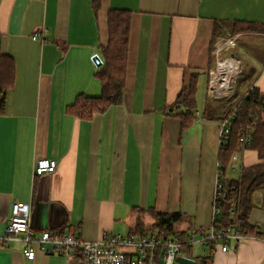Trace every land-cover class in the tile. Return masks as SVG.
I'll return each mask as SVG.
<instances>
[{
	"label": "crops",
	"instance_id": "crops-1",
	"mask_svg": "<svg viewBox=\"0 0 264 264\" xmlns=\"http://www.w3.org/2000/svg\"><path fill=\"white\" fill-rule=\"evenodd\" d=\"M100 4L95 12L92 0H0V57H11L16 66L0 112V238L15 202L31 206L36 237L45 229L88 241L124 230L128 236L140 215L153 225V212H179L192 230L212 223L222 107L229 103L207 96L212 36L217 25L227 34L217 39L239 34L230 52L242 61L245 80L235 84L236 96L253 88L264 96V31L237 30L240 22L264 29V0ZM111 9L131 12L124 98L81 119L67 108L79 95L102 94L92 57L102 56L100 47L108 43ZM193 78L197 117L182 131L177 97ZM205 110L220 120L203 117ZM237 154L236 169L229 167L223 178L228 182L260 162L251 149ZM42 158L59 167L33 180ZM251 204L248 222L259 229L264 189ZM258 229L253 234L264 236ZM254 235L227 251L214 250L213 264H264V242ZM24 247L23 241L0 239V264H74V258L40 251L29 260Z\"/></svg>",
	"mask_w": 264,
	"mask_h": 264
},
{
	"label": "trees",
	"instance_id": "trees-1",
	"mask_svg": "<svg viewBox=\"0 0 264 264\" xmlns=\"http://www.w3.org/2000/svg\"><path fill=\"white\" fill-rule=\"evenodd\" d=\"M94 11L100 8V0H92ZM108 43L100 47L102 53L103 66L96 74L97 80L102 85V94L99 97L91 98L79 95L74 104L67 108L72 115L81 119H91L95 114L105 112L110 106L121 104L124 98V87L127 79L129 65V46L131 29V12L127 10L111 9L108 13ZM255 23L240 22L237 30L239 32H259L263 28L256 27ZM227 35L220 25L215 27L214 41L219 36ZM231 35V34H230ZM16 66L14 60L7 56L0 57V112L5 109L6 98L15 85ZM196 80L184 87L177 97L176 106L181 109L175 116L181 120L182 131L188 129L197 117L196 114ZM229 103L222 107L221 121L230 115H235L231 122L230 135L221 142L219 149V173L222 185L221 195L218 205L219 213L215 218L216 228L233 226L240 230L243 235L253 236L257 227L249 224V213L253 209L252 196L256 191L264 189V122L261 114L264 112V96L259 90L253 88L247 94L234 96ZM211 110H205L203 117L207 119H217L220 117L213 115ZM216 113V112H215ZM249 142V144L246 143ZM251 149L257 152L260 162L246 167L238 180L226 181L227 170L231 166L233 155L236 152ZM154 216L151 228H157L165 232L180 231V226H184L182 215L176 213H152ZM191 223H188V225ZM141 221H137L133 229H137L132 234L143 235L145 230L140 228ZM167 225L166 229L163 228ZM188 231L192 230V225L187 226ZM256 228V229H255ZM205 230V229H201ZM259 231L260 228L258 229ZM262 232V231H261ZM264 234V232H262ZM254 236H262L257 233ZM184 253L192 257V247H185ZM213 248L209 249L206 255L194 257L198 264H213Z\"/></svg>",
	"mask_w": 264,
	"mask_h": 264
},
{
	"label": "built area",
	"instance_id": "built-area-1",
	"mask_svg": "<svg viewBox=\"0 0 264 264\" xmlns=\"http://www.w3.org/2000/svg\"><path fill=\"white\" fill-rule=\"evenodd\" d=\"M239 34H233L215 41L212 55L215 60L213 68L208 75L207 96L212 100L230 101L235 94V84L243 71L242 61L231 54V49L236 46ZM37 36L34 37L36 39ZM228 55V56H226ZM92 61L97 69L103 66L102 57L95 54ZM235 66V68H234ZM234 69L233 77L226 83L229 69ZM235 115H230L220 122L221 142L228 138L231 122ZM249 144L248 141H246ZM238 160L237 152L233 155L231 169H236ZM59 167L58 161L42 158L36 162L33 171V180L38 177L53 174ZM221 181L217 179L215 198L213 203V219L211 225L205 230H190L187 233L185 226H180V231L165 232L157 228H150V233L143 235L105 233L96 241L81 239L77 235H60L45 229L39 237L34 235L31 226L32 208L28 204L15 202L12 205L11 216L6 227V232L0 239L4 242L23 241L25 244L23 255L29 260H34L37 251L46 255H63L67 260L78 256L80 264H176L179 256L194 259V247L200 245L203 254L211 248L227 251L231 244L241 243L250 238L243 235L233 226L216 228L215 218L219 213L218 203L222 199ZM167 225L163 228L166 229ZM264 231V226L260 227ZM264 242V236L256 237ZM185 247H192V257L184 253ZM184 253V254H183Z\"/></svg>",
	"mask_w": 264,
	"mask_h": 264
},
{
	"label": "rangeland",
	"instance_id": "rangeland-1",
	"mask_svg": "<svg viewBox=\"0 0 264 264\" xmlns=\"http://www.w3.org/2000/svg\"><path fill=\"white\" fill-rule=\"evenodd\" d=\"M232 52H233V51H232ZM231 54H232V53H231ZM226 56H228V55H226ZM239 60H240V59H239ZM213 63H215V60H214V59H213ZM241 64H242V63H241ZM242 66H243V64H242ZM238 78L240 79L239 82L245 80L243 74H241ZM239 79H238V80H239ZM249 90H251V89H249ZM249 90H248V91H249ZM248 91H247L246 93H244V95L247 94ZM235 94H236V93H235ZM201 103H202V102H201ZM177 107H178V105H177ZM182 110H183V109H182ZM143 218H144V216H142V215L139 216V221H141L140 228L143 229V230H145L146 233H150L151 231H150V229H149V225L146 224V223H144ZM182 227H183V226H182ZM136 231H137V229H133V232H136ZM119 234H121V235H123V236H126V235L128 234V230H127V231L124 230V231L120 232ZM183 254H184V253H183ZM201 256H204V254H203V248H202L200 245H195V247H194V257L196 258V257H201ZM72 260L74 261V264H80V261H79V259H78V256L74 257V259H72Z\"/></svg>",
	"mask_w": 264,
	"mask_h": 264
},
{
	"label": "water",
	"instance_id": "water-1",
	"mask_svg": "<svg viewBox=\"0 0 264 264\" xmlns=\"http://www.w3.org/2000/svg\"><path fill=\"white\" fill-rule=\"evenodd\" d=\"M181 106L178 105V108H180ZM176 264H198V261L193 259V258H189V257H185V256H179L176 259Z\"/></svg>",
	"mask_w": 264,
	"mask_h": 264
},
{
	"label": "bare ground",
	"instance_id": "bare-ground-1",
	"mask_svg": "<svg viewBox=\"0 0 264 264\" xmlns=\"http://www.w3.org/2000/svg\"><path fill=\"white\" fill-rule=\"evenodd\" d=\"M234 68H235V66H234ZM233 71H234V69H229V71H228V75H227V78H225V81H226V83L225 84H227L228 82V80L231 78V77H233Z\"/></svg>",
	"mask_w": 264,
	"mask_h": 264
}]
</instances>
